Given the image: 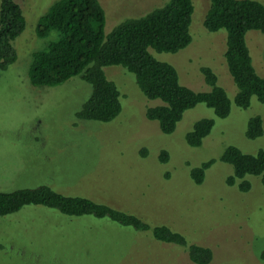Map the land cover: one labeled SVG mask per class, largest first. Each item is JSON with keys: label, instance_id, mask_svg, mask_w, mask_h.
<instances>
[{"label": "rangeland", "instance_id": "obj_1", "mask_svg": "<svg viewBox=\"0 0 264 264\" xmlns=\"http://www.w3.org/2000/svg\"><path fill=\"white\" fill-rule=\"evenodd\" d=\"M55 0H17L25 27L13 39L17 57L0 69V191L46 184L53 190L107 203L150 225L165 224L187 243L208 246V264H264V189L258 175H245L246 192L226 185L230 164L220 161L233 145L253 154L264 149V104L252 96L235 105L236 86L223 52L225 30L208 31L203 19L209 0H192L190 42L176 52H149L170 63L180 84L208 90L200 72L208 66L230 100L227 116L217 117L203 103L185 110L175 129L162 133L145 109L160 103L145 97L134 76L119 65L104 66L120 92L121 110L112 120H80L76 110L90 86L79 75L55 86L32 85L27 75L31 53L53 37L35 34L38 17ZM108 33L126 17L142 15L167 0H98ZM264 4V0H258ZM245 40L256 72L264 76V33L249 29ZM259 115L263 133L245 137L247 120ZM200 118L213 119L201 144L191 147L185 134ZM164 149L167 160L161 162ZM208 159L201 184L191 167ZM0 264H195L182 246L156 240L150 230H135L108 218L65 215L28 204L0 216Z\"/></svg>", "mask_w": 264, "mask_h": 264}, {"label": "trees", "instance_id": "obj_2", "mask_svg": "<svg viewBox=\"0 0 264 264\" xmlns=\"http://www.w3.org/2000/svg\"><path fill=\"white\" fill-rule=\"evenodd\" d=\"M194 5L192 0H167L160 6L136 16L126 17L108 33L104 32L105 15L98 0H55L41 14L35 24V34L45 37L53 33L45 47L31 53L27 75L32 85L55 86L72 76L90 86L87 97L75 112L80 120L107 122L121 110L120 92L113 80L105 75L104 66L119 65L132 73L141 93L160 103L148 106L145 117L155 120L162 133H171L185 110L203 103L217 117H225L230 100L217 84L216 74L208 66L200 72L208 90H193L178 81L173 65L156 59V52H176L191 40L189 25ZM208 31L225 30L223 52L227 70L237 88L234 103L245 108L252 96L264 104V76L259 75L251 60L245 34L249 29L264 33V4L258 0H209L203 19ZM25 27V18L17 0H0V69H6L17 57L12 44ZM213 119L200 118L185 134L191 147L201 144ZM263 133L259 115L246 123L245 137L254 139ZM165 162L166 150L159 153ZM220 161L232 167L225 178L226 185L236 184L241 192L250 189L245 175H258L264 189V149L253 154L238 147L227 146ZM214 162L208 159L191 167L189 175L194 184H201L205 170ZM33 204L54 208L65 215H92L108 218L135 230H150L158 240L182 246L187 258L195 264H208L212 250L208 246L187 243L185 237L165 224L150 225L139 216L96 202L83 196L64 195L46 184L0 191V216L15 212L22 206ZM264 261V249L259 253Z\"/></svg>", "mask_w": 264, "mask_h": 264}]
</instances>
